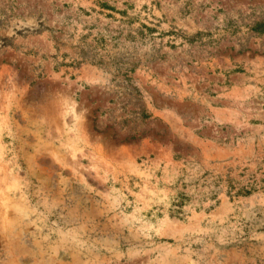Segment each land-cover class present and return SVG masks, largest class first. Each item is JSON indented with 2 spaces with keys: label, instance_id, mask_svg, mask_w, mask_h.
<instances>
[{
  "label": "rangeland",
  "instance_id": "rangeland-1",
  "mask_svg": "<svg viewBox=\"0 0 264 264\" xmlns=\"http://www.w3.org/2000/svg\"><path fill=\"white\" fill-rule=\"evenodd\" d=\"M0 264H264V0H0Z\"/></svg>",
  "mask_w": 264,
  "mask_h": 264
}]
</instances>
